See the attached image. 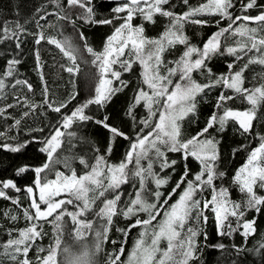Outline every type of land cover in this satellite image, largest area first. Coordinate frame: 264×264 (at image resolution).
<instances>
[{"label": "snow or ice", "instance_id": "snow-or-ice-1", "mask_svg": "<svg viewBox=\"0 0 264 264\" xmlns=\"http://www.w3.org/2000/svg\"><path fill=\"white\" fill-rule=\"evenodd\" d=\"M182 3L187 10L176 12L172 0H123L112 8L115 15L105 19L96 18L92 0H52L55 12H47L43 7L37 9L39 31L30 33L35 37V43L39 45L44 41L54 45L67 59L68 63L61 67L70 76L81 73V63H90L95 69L92 77L95 84L90 98L70 112L62 113L61 110L67 108L78 93L74 91L68 100L58 105L49 102L48 86L43 79L37 50L44 104L61 113L62 118L40 149L47 154V160L31 169L35 173L33 183L22 190L12 180L0 181V198L22 207L18 197L9 196L5 191L14 189L17 193L24 191L29 200L22 213L26 226L8 229V238L0 243V257L3 258L0 264L5 260L7 264H194L202 247L199 237L203 235L204 240H208L207 232L202 229V225L208 222V212L214 216L218 236H232L239 232L247 240L256 234V217L245 219V216L248 212L257 215L264 212V194H260L264 192V135L254 133V121L264 119V113L258 115L264 106V71L249 81L251 87L246 86L245 72L251 65L264 69V3L239 0V14L234 11L237 0H203L196 6L190 5L189 0H182ZM77 7L82 11L75 18L66 14V9ZM253 9H258V14L251 15ZM50 16H55L57 23L50 22ZM137 17L142 22L134 24ZM156 17L167 18L168 23L158 36L151 37L146 35L145 22L155 24ZM40 20L45 22L44 25L39 23ZM77 20L90 25L113 26L112 34L106 38L101 50L97 51L88 43L84 33L76 28ZM59 21H65L78 32L83 51L91 57L90 61L83 60L81 48L71 36L64 34ZM186 24L200 27L214 24L217 30L201 47L190 43L185 33ZM45 26L55 29L57 34L46 35ZM26 31L18 20H5L0 24V43L15 39L19 48V37ZM178 45L184 46L182 53L176 59L167 60L165 54L171 53ZM218 55L234 59L227 64L226 73L214 76L208 62ZM19 63L15 58L9 60L6 71L0 74V97L9 87L6 79L15 75ZM134 65L140 67V79L127 115L135 122L133 113L138 106H142L147 114L138 121V131L133 138L111 126L107 115L95 119L86 113V109L92 105L104 107L112 96L127 88L129 81L122 76L132 72ZM193 73L206 74V82H198ZM117 81L118 86H114ZM17 85L33 91L27 80L16 79L11 87ZM216 87H221L222 91L205 126L195 135L184 138V122L189 117L195 119L197 97ZM236 99L247 106L243 109L229 106V101ZM16 100L19 103L20 97ZM15 106L8 104L0 108V116H4L7 108ZM23 106L31 111L39 107L27 97L23 98ZM29 114L28 111L23 113L24 116ZM87 121H94L111 133L105 153L99 154L97 149L92 163L82 156L58 155V150L66 143L67 151L72 152L76 133L68 130L74 124ZM229 122L238 126L241 135L251 137L255 134L259 140L232 178L233 186L242 194L241 200H233L229 189L216 183L222 181L226 173L218 171L220 141L209 130L223 132ZM20 123L19 119L15 120L17 126ZM118 136L129 140V147L122 160L111 163L108 157ZM26 146L27 142L15 146L0 145L13 152ZM247 147L242 144L234 153ZM169 153L180 154L184 165L174 187L165 195L161 189L169 184L171 175L161 176V173L167 169L174 173L178 163L169 159ZM189 158L198 162V172H191L187 163ZM74 160H78L85 171L78 174L72 166ZM59 164H63L67 172L55 167ZM27 171L28 166L21 167L17 175ZM49 175L54 178L49 179ZM130 183L136 191L125 201L123 186ZM205 192H209L210 198L204 196ZM174 196L177 198L173 201ZM4 215L11 221L20 219L11 213ZM117 217L130 223L125 228H116L123 239L118 248L106 253L104 245L109 242ZM230 218H234L235 227ZM46 224H50L53 231L51 243L45 247L38 241L48 235L44 229ZM68 225L71 226L68 232L71 244L65 242ZM133 228L140 231L125 257L124 245ZM111 243L115 245L117 241ZM74 245L79 250H74ZM209 246L219 250L226 248L223 243ZM233 248L237 253L242 251L238 246L233 245ZM262 249L264 242L256 252L264 254ZM29 253H33L34 258Z\"/></svg>", "mask_w": 264, "mask_h": 264}, {"label": "trees", "instance_id": "trees-1", "mask_svg": "<svg viewBox=\"0 0 264 264\" xmlns=\"http://www.w3.org/2000/svg\"><path fill=\"white\" fill-rule=\"evenodd\" d=\"M123 2V1H122ZM122 2H115L112 0H92L94 11L96 12L97 19L111 18L115 15L111 10ZM203 0H189L190 5L196 6L202 3ZM246 2V0H245ZM175 5L176 12H183L187 10V7L183 5L182 0H172ZM258 3H264V0H258ZM43 7L47 12H55L56 8L52 4V0H0V24L7 21H19L24 24L27 31L19 37L21 41L20 47H16V40H6L0 43V74L6 71L7 62L13 58L18 59L20 63L16 65V73L12 77L6 79V83L9 85L5 89L2 97H0V108H5L8 104H14L15 107L7 108L4 116H0V133H4L0 136V145H18L27 142V146L22 148L19 152H13L7 148L0 147V181L12 180L22 190L31 185L35 179V173L31 169L41 166L47 160V154L41 152L40 149L45 146V140L50 137L55 126L61 120V113L52 111L46 104H44L43 83L41 81L40 72L38 71V64L36 59V52L39 50L40 64L43 69V79L47 82L48 86V99L49 102L59 104L62 101H66L75 91L78 93L76 99L72 100L68 104L67 108H63L62 113H68L74 109V107L84 103L93 94V88L95 80L92 78L95 73V69L91 64L81 63V73L75 77L70 76L69 73L63 70L61 65L68 63L67 59L63 57L62 53L54 46L47 42L42 41L41 44L35 43V37L30 33L39 31L36 21L39 20V14L37 9ZM81 9L68 8L66 14L71 15L73 18L79 13ZM234 11L239 14V0H237V8ZM43 14V13H41ZM251 15L258 14V9L250 10ZM123 15V14H121ZM215 19V18H212ZM27 21V23H25ZM49 21L57 23L55 16H50ZM155 24H149L145 22L146 35L155 37L158 36L163 30L164 26L168 23L167 18L156 17ZM141 19L137 17L133 23H141ZM39 23L44 25V21L40 20ZM119 24V21H115ZM227 21L224 22L226 24ZM59 25H63L64 34L71 36L73 42L81 48L83 60L90 61L91 57L83 51V45L78 37V32L74 31L72 26L65 23V21H59ZM224 26V25H221ZM76 28L83 32L87 38L88 43L97 51L101 50L104 46L106 38L112 34V25H90L85 24L83 21L77 20ZM216 26L213 24L210 27H200L197 25L186 24L185 33L190 38V43L197 46L203 45V42L215 32ZM46 35H56L55 29H49L45 26ZM184 46L178 45L171 53H166L165 58L167 60L176 59L183 51ZM234 58L231 56H214L208 67L212 69L214 76L220 73H226L228 71L227 64ZM80 62V61H78ZM242 63V62H241ZM239 67V65H237ZM261 71H264L259 65H251L248 71L245 72L246 86L251 87L249 81L252 80ZM195 79L200 83H204L207 80V76L193 73ZM16 79L27 80L33 87V91L29 92L26 87L17 85L11 87ZM122 79L128 80L129 84L123 91L117 92L112 96L111 101L104 107L92 105L86 109V113L94 116L95 119H103L105 115L108 116V123L124 132L129 137H135L138 131V121L142 119L147 113L142 106H138L134 115L136 121L134 122L132 117L127 115L130 104L133 102V96L137 84L140 79V67L139 65L133 66V71L130 73H124ZM119 82H115L114 86H118ZM222 91L221 87L213 88L211 91H207L201 96L197 97V111L195 119L189 117L184 122L183 137L187 138L195 135L200 129H202L209 116L215 109L216 98ZM16 97H20L18 103ZM27 97L30 102L39 105L35 111H31L29 108L23 106V98ZM229 106L233 108L243 109L247 105L241 102L240 99L229 101ZM30 112L28 116H24V112ZM264 113V106L260 108V113ZM19 119L21 123L17 126L15 120ZM237 125L229 122L228 126L223 132H219L215 129H210L209 133L214 136L219 143L220 160L217 162L218 171L226 173L224 179L218 180L216 183L218 186L223 185L227 187L231 192L233 200H241L242 194L238 189L233 186L232 178L236 170L245 162L250 149L255 148L259 140L255 134L264 135V119L260 121H254V135L247 137L241 135L237 130ZM38 129H42L39 131ZM68 131H74L76 137L73 139L75 147L72 152L67 151V143L63 148L58 150V155H76L82 156L89 161L94 162V157L97 155L96 150L99 149V154H104L109 146L111 133L108 129H105L102 125L96 124L94 121H87L80 124H74L72 129ZM147 131V130H146ZM129 140L123 137H115L112 143V152L108 157L111 163H118L124 158V154L129 147ZM248 145L247 148L236 151L240 145ZM169 159H175L178 161L175 166V172L172 169H167L161 176L171 175L169 184L161 190L167 195V192L174 187L176 180L183 172L184 161L181 160L180 154L169 153ZM188 167L192 173L199 171V164L195 160L189 158ZM28 166L29 171L17 175L19 168ZM72 166L77 170V173L85 171L78 160L72 161ZM60 171L67 172L63 164L55 165ZM159 171L158 167L156 168ZM44 175L43 173L41 174ZM49 179H53L54 176L49 175ZM138 186V182H137ZM154 187V185L152 186ZM183 187V186H182ZM9 196L18 197L20 205L18 207L11 200L0 198V243H3L7 238V230L11 228H23L26 226V221L23 219V209L29 205L28 196L24 191L19 193L14 189L5 190ZM125 196L123 199L127 201L128 196L134 194L136 187L131 183L123 186ZM260 194H264L261 192ZM205 197L210 198L209 192L204 193ZM177 197H173V201ZM170 201L169 203H171ZM11 213L20 217L17 221H11L4 213ZM209 217L206 225H202L204 232H207L208 240L205 241L203 235L199 237L200 244L202 245L199 250V259L194 264H264V254H258L256 249L259 248L261 242H264V212L257 215L254 212H248L245 219H252L256 217V234L245 238L240 235L239 232L233 233L232 236H218L217 227L214 216L211 212L206 213ZM233 226L235 227L234 218ZM130 221L124 220L123 217H117L114 220L113 229L109 234V242L104 245L106 253L114 251L120 246V241L123 236L120 232L116 231V228H125ZM70 225L65 229V242L71 244L72 241L68 236L70 231ZM45 232L48 233L43 241H38L43 246H47L52 240V226L46 224L44 226ZM140 229L133 228L128 234L127 241L125 243V257L131 250ZM112 240H116L117 243L113 245ZM223 243L226 245L224 250L215 249L209 245ZM233 245L242 249L239 253L233 248ZM74 249H77L74 245ZM264 253V249L261 250ZM31 258H34L33 253H29ZM125 257H122L124 259ZM0 259H3L0 257ZM102 259V256L100 257ZM7 264V261H4Z\"/></svg>", "mask_w": 264, "mask_h": 264}, {"label": "water", "instance_id": "water-1", "mask_svg": "<svg viewBox=\"0 0 264 264\" xmlns=\"http://www.w3.org/2000/svg\"><path fill=\"white\" fill-rule=\"evenodd\" d=\"M112 1H115V2H122L123 0H112Z\"/></svg>", "mask_w": 264, "mask_h": 264}, {"label": "rangeland", "instance_id": "rangeland-1", "mask_svg": "<svg viewBox=\"0 0 264 264\" xmlns=\"http://www.w3.org/2000/svg\"><path fill=\"white\" fill-rule=\"evenodd\" d=\"M76 248H77V249H74V250H79V249H78V246H76Z\"/></svg>", "mask_w": 264, "mask_h": 264}]
</instances>
